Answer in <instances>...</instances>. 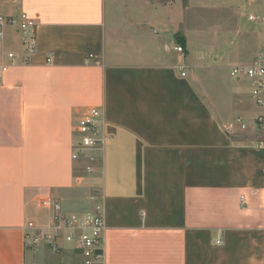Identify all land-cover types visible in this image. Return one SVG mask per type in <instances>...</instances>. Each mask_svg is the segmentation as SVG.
<instances>
[{
	"label": "crops",
	"instance_id": "0c3cea01",
	"mask_svg": "<svg viewBox=\"0 0 264 264\" xmlns=\"http://www.w3.org/2000/svg\"><path fill=\"white\" fill-rule=\"evenodd\" d=\"M22 12L37 50L0 83V264H82L66 243L29 244L25 227L49 225L43 199L92 212L94 190L101 264H264V143L239 123L262 114L232 76L264 59V0H0L1 15ZM8 29L0 63L24 55ZM92 107L110 140L90 175L72 153Z\"/></svg>",
	"mask_w": 264,
	"mask_h": 264
},
{
	"label": "built area",
	"instance_id": "2783aa9c",
	"mask_svg": "<svg viewBox=\"0 0 264 264\" xmlns=\"http://www.w3.org/2000/svg\"><path fill=\"white\" fill-rule=\"evenodd\" d=\"M254 19V17H250ZM36 20L27 13L22 12L18 17L0 14V46L5 39L8 28H14L21 35V45L24 55L19 56L14 52L8 54L9 62L0 63V83H2L10 70L17 65L19 60L30 61L37 50ZM177 53H183L182 47H176ZM99 63L93 54L88 56L87 62ZM47 62H51L48 57ZM182 77L186 76L184 68H180ZM232 76L236 79H246L252 84V98L258 107L264 108V59L255 61L251 66H235ZM104 112L100 108L87 109L75 125L77 136L72 159L86 162L87 174L93 175L98 171V158L95 151L104 148L110 140L105 133ZM242 129L245 124L239 120ZM89 201L94 205V210L86 214H66L58 201L43 199L41 205L50 210V223L40 227L35 223H28L26 240L29 244L37 246L44 244L53 251L62 250V243L70 245L82 258V264H101L106 259V234L108 232L104 199L97 190H94ZM240 203L247 205L246 195L240 197ZM217 244H221L220 241Z\"/></svg>",
	"mask_w": 264,
	"mask_h": 264
},
{
	"label": "rangeland",
	"instance_id": "374dc122",
	"mask_svg": "<svg viewBox=\"0 0 264 264\" xmlns=\"http://www.w3.org/2000/svg\"><path fill=\"white\" fill-rule=\"evenodd\" d=\"M248 14H250V13H248ZM248 14L246 15L247 17L246 18H248ZM7 30H10V29H7ZM205 64L207 65V66H209V65H214L213 64V62L211 61V56H206V59H205ZM201 71H203V70H201ZM206 72H192L191 74H192V77L194 78V80H196L197 81V87H198V89L200 90V91H202L203 90V87L202 86H204V84L201 82V79L200 78H202L203 76H205L206 74H205ZM223 75V74H222ZM226 75H227V78H228V80L229 79H231L230 78V76H229V73H226ZM217 76V75H216ZM222 78V80H223V77H221ZM233 79V78H232ZM224 81V80H223ZM220 83V82H219ZM250 83V86L252 87V84H251V82H249ZM222 84V83H221ZM217 86V88L218 89H221V86H219V85H216ZM208 89H212L211 88V86H209L208 85ZM248 91H252V89H248ZM258 109V112L260 113V114H262L261 116H259L257 119H256V122H257V125H255V121H251V120H244V121H242L244 124H245V126L249 129V130H253L255 127H257V132L254 134V136H253V140H255L256 142H261V143H264V108H263V110L262 109H260L259 107L257 108ZM219 117L220 118H223V115L222 114H220L219 113ZM162 181H165V178L162 180ZM73 210H77V211H73V212H78V211H83L84 209H73ZM68 246H70V245H68Z\"/></svg>",
	"mask_w": 264,
	"mask_h": 264
}]
</instances>
